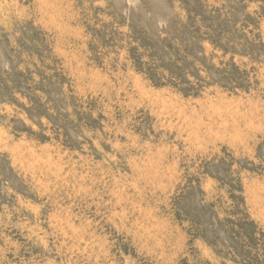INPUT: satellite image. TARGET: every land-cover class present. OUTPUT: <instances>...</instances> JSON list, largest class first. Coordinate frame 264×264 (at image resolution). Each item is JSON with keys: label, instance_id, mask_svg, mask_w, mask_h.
Returning a JSON list of instances; mask_svg holds the SVG:
<instances>
[{"label": "rangeland", "instance_id": "rangeland-1", "mask_svg": "<svg viewBox=\"0 0 264 264\" xmlns=\"http://www.w3.org/2000/svg\"><path fill=\"white\" fill-rule=\"evenodd\" d=\"M0 264H264V0H0Z\"/></svg>", "mask_w": 264, "mask_h": 264}]
</instances>
